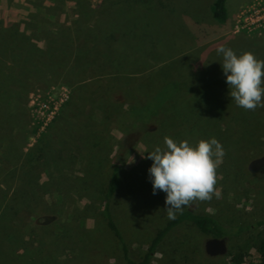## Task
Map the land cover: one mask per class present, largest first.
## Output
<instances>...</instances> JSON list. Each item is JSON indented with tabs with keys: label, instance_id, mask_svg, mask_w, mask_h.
Here are the masks:
<instances>
[{
	"label": "rangeland",
	"instance_id": "1",
	"mask_svg": "<svg viewBox=\"0 0 264 264\" xmlns=\"http://www.w3.org/2000/svg\"><path fill=\"white\" fill-rule=\"evenodd\" d=\"M251 1L227 0L228 19L219 23L211 14L214 0H0V264H125L102 213L113 162L126 177L112 198L113 216L129 256L142 257L170 220L166 193L153 194V161L146 159L147 142L160 133L193 146L216 138L226 152L217 169L219 198L185 209L227 225L264 219V171L248 169L264 155V107L247 114L228 101L216 51L223 45L264 60V32L233 27ZM34 34L35 53L23 41ZM109 36L116 38L113 54L122 72L111 71L103 57ZM46 100L58 110L43 125L33 105ZM165 100L164 123L158 110ZM111 103L131 109V125L106 119ZM193 109L194 124L227 114L215 127H192L186 122ZM233 114H247L246 121ZM44 215L54 219L37 223ZM208 238L181 223L150 264H228L231 254L249 264L257 260L264 226L226 239L223 255L205 252Z\"/></svg>",
	"mask_w": 264,
	"mask_h": 264
},
{
	"label": "clouds",
	"instance_id": "2",
	"mask_svg": "<svg viewBox=\"0 0 264 264\" xmlns=\"http://www.w3.org/2000/svg\"><path fill=\"white\" fill-rule=\"evenodd\" d=\"M216 51L223 57L221 66L232 101L245 111L264 107V60L248 51L237 55L223 45ZM148 153L146 159L153 161L148 169L153 194L157 190L166 193L168 219L175 220L177 214L198 201L219 198L217 169L226 152L216 138L201 139L193 146L186 140L177 142L166 136L163 148L157 146Z\"/></svg>",
	"mask_w": 264,
	"mask_h": 264
},
{
	"label": "trees",
	"instance_id": "3",
	"mask_svg": "<svg viewBox=\"0 0 264 264\" xmlns=\"http://www.w3.org/2000/svg\"><path fill=\"white\" fill-rule=\"evenodd\" d=\"M226 2L227 0H214V2L211 5L212 17L219 23H224L228 19V11L226 7ZM34 35L35 37H32V38L24 37V40H23L24 44L25 42H27V40L34 44L31 47L29 46V49L33 51V53L36 52L35 50L36 44L34 40L35 39L37 40L36 34ZM32 39L34 40L32 41ZM115 40L116 38H113V37L111 38V36L106 38L102 43V50H103L102 53H103V57L107 58L109 60V63L111 64L110 65L111 71L117 72L119 70V72H122L121 67H120L121 62L118 61L113 54L112 43ZM9 46L12 47V45H9ZM133 73L134 71L129 74H133ZM174 95L177 96L175 97L174 100L179 101L178 98L180 97V95L178 93H174ZM168 100L163 101L162 105L159 107V110H158V114H159L158 116L161 117V121L164 123H165L164 117L166 116L167 112H169V108H168L169 101ZM228 101L232 102V99H229ZM217 108H220V107H217ZM222 109H225V106H223ZM122 110L123 111L120 110V107H118L116 103L109 104L106 110L107 111L106 119L110 120L115 125L127 124L125 122H128L131 125V123L133 122V119H131L132 118L131 115L129 116L127 114V113H130V114L132 113L131 109L127 111L125 108H123ZM196 111L197 110H194V109L191 110L190 115L187 116V119L189 120L186 123H191L190 125H193L192 127H194V125L197 126V125L202 124V128H204L206 126L205 123L209 126L211 125L215 127L220 117L227 114V112H220L216 116L213 115L211 116V118L208 117V119H205L203 117L202 120H200V123L194 124L195 120L198 119L197 115H194ZM243 111L245 110L243 109ZM246 112L248 114L249 111H246ZM247 114L245 116H242L241 118H238L234 114L233 116L235 117L236 120L246 121L245 117L247 116ZM102 123H105L104 120H102ZM147 135H149V133ZM147 135H144V136L142 135L141 138L146 140V137H148ZM164 137H166V134L164 133L156 134V138H154L152 141L147 142L146 152L154 151L155 147L157 146L163 148L164 147ZM133 171L135 172L136 169H134ZM125 178L126 177L123 173L122 166L120 165V163L113 162V164L111 165L108 171V177H107L105 188L103 190V198H102L103 216L106 220L108 228L121 243L122 252H123L124 259H125V264H150L154 258V255L157 251L158 246L163 241V239L166 237V235L177 225L184 223V222L194 225L202 235H205L210 238L211 237L226 238L229 240L238 239L239 237L242 236V234H244L245 232H247L253 227H259L262 225L264 226V219L257 220L253 223H238V224L227 225L213 215H209V214H206L198 210L185 209L182 214L177 215V218L175 220H169L165 224L164 227H162L161 229L157 231V233L151 240L150 245L147 248V251L142 255V257H140L139 259L131 258L128 254L127 244L125 240L123 239V236L120 230L117 227V224L113 216V211L111 209L112 198L114 194L118 193L122 189L125 183ZM41 208L42 207L40 206V204H38V207L36 210H39ZM68 232H69L68 230H65L63 235L55 237L54 247L60 245L61 237L65 236V234H67ZM45 243H47L46 240H45ZM256 253H257V260L249 264H264V239H262L259 245L257 246ZM229 257L230 259H229L228 264H243L244 263V261H242L241 256L231 254V256L229 255Z\"/></svg>",
	"mask_w": 264,
	"mask_h": 264
},
{
	"label": "built area",
	"instance_id": "4",
	"mask_svg": "<svg viewBox=\"0 0 264 264\" xmlns=\"http://www.w3.org/2000/svg\"><path fill=\"white\" fill-rule=\"evenodd\" d=\"M235 32H264V0H252L237 14L234 21ZM37 118L46 125L56 115L58 110L54 100H46L33 105Z\"/></svg>",
	"mask_w": 264,
	"mask_h": 264
},
{
	"label": "water",
	"instance_id": "5",
	"mask_svg": "<svg viewBox=\"0 0 264 264\" xmlns=\"http://www.w3.org/2000/svg\"><path fill=\"white\" fill-rule=\"evenodd\" d=\"M248 169L251 172L264 171V155L252 159L248 164ZM53 219V216L44 215L42 220H37V223L47 224ZM226 251V238L211 237L205 242V252L210 256L223 255Z\"/></svg>",
	"mask_w": 264,
	"mask_h": 264
}]
</instances>
